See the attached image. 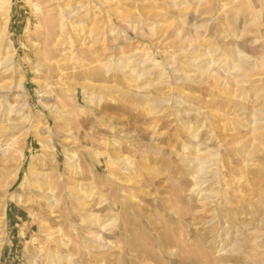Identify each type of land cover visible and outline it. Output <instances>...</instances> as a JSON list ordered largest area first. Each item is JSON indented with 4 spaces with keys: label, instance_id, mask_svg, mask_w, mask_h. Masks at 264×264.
<instances>
[{
    "label": "rangeland",
    "instance_id": "rangeland-1",
    "mask_svg": "<svg viewBox=\"0 0 264 264\" xmlns=\"http://www.w3.org/2000/svg\"><path fill=\"white\" fill-rule=\"evenodd\" d=\"M62 1L50 7L90 14L55 55L42 51L33 0H11L4 31L0 20L13 61L0 65V264H67L68 253L74 264H264V0ZM131 22L155 34L124 33ZM102 24L122 33L88 35ZM190 44L201 51L183 59L209 52L226 84L195 78L180 56L164 63ZM138 50L148 60L129 62V74L97 66ZM233 50L246 64L238 72ZM30 170L47 174L56 218L34 199ZM97 226L115 246L108 263L84 248ZM127 241L141 257L120 255Z\"/></svg>",
    "mask_w": 264,
    "mask_h": 264
},
{
    "label": "bare ground",
    "instance_id": "bare-ground-1",
    "mask_svg": "<svg viewBox=\"0 0 264 264\" xmlns=\"http://www.w3.org/2000/svg\"><path fill=\"white\" fill-rule=\"evenodd\" d=\"M54 1H62V0H33V7L39 12V14L42 16V20L44 22L43 28L44 29V33H43V45H42V51L44 52V55H55L56 53L59 52V47L62 44L63 38L68 34H75L73 33V28L75 25H79L81 22L79 19H82L83 17H87L88 13H85L82 17H78L73 11L74 10H68V3H64L61 4L60 6H58L57 9H55L54 7H50V4ZM98 1V0H97ZM100 1V0H99ZM111 1V0H110ZM108 1V3L110 2ZM113 1V0H112ZM111 1V2H112ZM169 1V0H168ZM167 1V2H168ZM173 1V0H172ZM170 1V3L172 2ZM63 2V1H62ZM110 2V4H111ZM61 3V2H59ZM58 3V4H59ZM100 3V2H99ZM107 3V4H108ZM115 4H118L117 2H114ZM102 4V3H101ZM114 4V5H115ZM173 4V3H172ZM106 5V4H104ZM113 5V6H114ZM174 5V4H173ZM110 6V5H109ZM111 6V8L113 7ZM78 8V7H77ZM81 8V7H80ZM79 8V9H80ZM185 8V7H184ZM11 10V0H0V20H2L3 23V31L7 28L8 25V17H9V13ZM113 11V9H112ZM114 12V11H113ZM83 14V13H82ZM90 14V13H89ZM115 14V13H114ZM94 15V14H93ZM92 16V15H91ZM108 16V14H106V17ZM38 18V17H37ZM108 18V17H107ZM102 20V19H101ZM111 21V19H110ZM104 22V21H103ZM107 22V21H106ZM101 24V23H100ZM105 24V23H104ZM38 25V24H37ZM103 25V24H102ZM80 27V26H79ZM143 26H140L138 23L136 22H131V23H127L126 27L124 28V33L125 32H133L134 34H140L141 36H151L155 34V26H153L154 28H142ZM180 27V26H179ZM178 27V28H179ZM177 28V29H178ZM184 28V27H183ZM40 29V28H38ZM78 29V28H77ZM76 29V30H77ZM41 30V29H40ZM183 29L180 28V30L178 31V35L181 34V31ZM82 31V30H81ZM80 31V32H81ZM71 32V33H70ZM78 33V32H76ZM85 33V31H84ZM83 33V34H84ZM88 35L89 34H93L94 37L96 36L97 38H99L100 40L111 36L112 33H117L118 34L122 33L121 30H118L111 27V25H103V26H94V28H89L87 31ZM1 34V33H0ZM82 34V33H81ZM2 35V34H1ZM0 35V39L2 40V36ZM122 35V34H121ZM76 35H74L75 37ZM90 36V35H89ZM145 36V37H146ZM68 38V37H67ZM72 39V38H71ZM183 39H185L183 37ZM188 39V38H187ZM97 40V39H96ZM95 40V41H96ZM106 40V39H105ZM69 41V40H68ZM98 41V40H97ZM71 42V41H70ZM69 42V44H70ZM183 42V41H182ZM185 43V42H184ZM183 43V44H184ZM40 44V43H38ZM37 44V45H38ZM72 44H70L71 47ZM11 47V46H10ZM8 46V48H10ZM40 47V46H39ZM7 48V47H5ZM4 48V46L2 45L1 41H0V52L1 50H4L5 54L3 57L0 56V65L1 64H6L7 67L12 68L13 67V61L10 58V55L8 53H6V49ZM106 48H104L105 51ZM143 50V49H142ZM39 50H37L38 53ZM139 51V50H138ZM193 51V52H191ZM201 51V48H197L195 46H192V44L188 45V47L186 48H182L181 51L179 53L176 54V56L170 55L169 58L164 61V63L166 62L167 65L171 66L172 68L178 63V56H180L182 58V63H190L189 65L193 66L194 70H195V74L194 77L195 78H199L200 80H204V79H213L214 81H218L221 79V84H226L228 82V77L222 75V73H220V70L217 69L216 67H214L213 65H208V62H204L207 61V59L210 58L209 52H205V53H201L200 56L195 55L192 56L190 58L187 59H183L184 56H187L188 54H195V53H199ZM41 52V51H40ZM146 53V52H145ZM86 54V53H85ZM89 54V53H88ZM87 54V55H88ZM233 57L235 56V58H237L238 62L235 64V71H241L243 69L244 66H246L245 63L241 64L240 59H238L243 53L239 50H233L230 53ZM62 55V52H61ZM74 55V54H72ZM133 55H137L134 59L127 58L125 59L122 63L119 62L120 57L117 58H108L105 59L106 61H102V63H100L99 61L97 62V66H102L104 67V70L109 71L111 64L113 63L114 67L117 69V71H120L122 74H129L131 72V68H129L128 64L129 62H135L137 64L139 63H144L145 59L144 58V53H142L141 51L139 52H134ZM147 55V54H146ZM192 55V54H191ZM59 56V55H58ZM57 56V57H58ZM80 56V55H79ZM85 56V55H84ZM114 56V55H113ZM148 56V55H147ZM145 56V57H147ZM93 57V56H92ZM39 58V57H37ZM46 58V57H45ZM94 58V57H93ZM164 59V57H162ZM50 60V59H49ZM83 60V59H82ZM92 60V59H91ZM148 60V59H146ZM145 60V61H146ZM152 60V59H151ZM48 61V59H47ZM85 61V60H84ZM87 61V60H86ZM89 61V60H88ZM181 61V60H180ZM96 61L94 60V63ZM152 62V61H151ZM53 63V62H51ZM85 63V62H84ZM92 63L91 65H96ZM155 63L157 64V62L155 61ZM160 63V62H159ZM162 63V62H161ZM181 63V62H180ZM203 63V64H202ZM145 64V63H144ZM152 64V63H151ZM154 64V67H156ZM165 64V65H166ZM179 64V63H178ZM86 65V64H85ZM90 65V66H91ZM153 65V64H152ZM160 65V64H159ZM53 66V65H52ZM55 66V64H54ZM87 66V65H86ZM179 66V65H178ZM88 67V66H87ZM159 67V66H158ZM112 68V67H111ZM113 68V69H115ZM56 69V68H55ZM151 69V68H150ZM149 69V70H150ZM154 69V68H152ZM177 70V69H176ZM175 71V70H174ZM173 72V70H172ZM176 72V71H175ZM144 74V73H143ZM143 74H141L140 76H143ZM173 74V73H172ZM232 74V73H231ZM169 75V74H168ZM234 75V74H233ZM185 76V75H184ZM124 77V76H123ZM180 77V76H179ZM177 77V80H179ZM191 77V76H190ZM193 77V76H192ZM176 78V77H175ZM183 78V77H182ZM185 79V78H184ZM186 79H189L186 77ZM249 80V79H248ZM247 80V81H248ZM19 81V80H18ZM193 81V80H190ZM196 81V80H194ZM205 82V80H204ZM244 82V80H243ZM246 82V81H245ZM17 83V82H16ZM16 87L19 88L20 90H23V84L21 81H19L16 84ZM17 97L20 95H16ZM26 104L23 103L20 106H14L16 109L21 110ZM8 107V106H7ZM17 111V110H16ZM152 112V111H151ZM153 113V112H152ZM17 114V113H16ZM255 143V142H254ZM3 152V151H2ZM249 155V154H248ZM250 156V155H249ZM70 159H72L73 157L69 156ZM121 159V158H120ZM199 159H201L199 157ZM196 160V159H195ZM119 161H122L119 160ZM127 161V160H126ZM207 161V160H206ZM198 162V161H197ZM203 159L200 160V162L198 163V166L200 167V171L201 168L202 170L203 167L202 165L203 163ZM195 163V162H194ZM112 164V163H111ZM120 164V163H119ZM187 164V163H186ZM191 164V163H190ZM128 165V164H127ZM193 165V164H192ZM196 165V164H195ZM206 165V164H205ZM75 167V169L78 168V164L75 163L73 165ZM211 166V165H210ZM113 167V166H112ZM207 167V166H206ZM31 168V166L29 167V169ZM124 168V166H123ZM127 168V167H125ZM208 170V169H207ZM206 171V170H205ZM208 173V172H207ZM29 174L31 175L32 178V182L30 184V186H32V194L34 199H41L44 201L45 203V207H47L48 209V216L50 218H56V215H59L61 213V210L59 209V201L56 199L54 192H53V187L51 186V183L48 180V176L46 173H42V172H34L33 170L29 171ZM202 174V173H201ZM204 174V173H203ZM202 174V175H203ZM206 174V173H205ZM199 175V174H196ZM198 178V177H197ZM225 178V177H224ZM239 178V177H237ZM195 181V180H194ZM23 185V184H22ZM78 185V184H77ZM196 185V184H195ZM225 187V186H224ZM194 188V187H193ZM191 189V188H190ZM80 190V189H79ZM79 190H78V186L74 187L73 189H71L69 191V195L71 196V198H73L74 200H79L82 199L81 197L79 198ZM234 192V191H233ZM205 193V192H204ZM224 194L225 191H224ZM207 197V196H206ZM15 201L17 203L21 202V196H16L15 197ZM169 201V200H168ZM22 204V203H21ZM86 205V204H84ZM60 210V211H59ZM59 217V216H58ZM40 224H43V221H40ZM45 224V223H44ZM96 224V223H95ZM47 225V224H46ZM54 231V232H53ZM59 232V228H56L55 230H53V228H44V233L46 234V236L51 239L52 243L55 244L56 248L60 251L61 248H67L68 244L67 242L65 243L64 241H62L61 239L57 238V236H55V233ZM103 232V231H102ZM125 232V229H122L120 231L121 236H124L123 233ZM68 236V235H67ZM84 236V235H83ZM82 236V237H83ZM169 236V235H168ZM107 238V237H106ZM102 236L101 234V227L97 226L96 230L92 232L91 236H84L83 239H85V245L84 248L88 251V257H94V259L97 257H100L102 259L105 260L106 263H108V256H113V250L115 248V246L110 242L111 240H108ZM161 241V238H160ZM128 242V241H127ZM130 242V241H129ZM126 243L124 248L122 249V252L120 253V255L128 253L131 254L132 256H134L135 258H139L141 257L139 254V250L138 247L133 245V243ZM161 243V242H160ZM83 244V243H82ZM164 245V244H163ZM79 246V245H78ZM140 246V245H139ZM46 247V246H45ZM164 247V246H163ZM79 248V247H78ZM63 250V249H62ZM57 251V250H56ZM49 252V251H48ZM53 253V252H52ZM48 255V254H47ZM46 255V257H47ZM51 259L48 261L50 263H53L54 259H57V253L56 255L53 253L51 254ZM123 256V255H122ZM130 256V255H128ZM66 258V262L67 264H74L72 262H70V259H67L70 257L69 253L65 256ZM143 257V256H142ZM112 258V257H111ZM90 261V260H89ZM103 261V260H102ZM145 261V259H144ZM103 263V262H102ZM28 264H37V260H33L32 258H30L28 260Z\"/></svg>",
    "mask_w": 264,
    "mask_h": 264
}]
</instances>
